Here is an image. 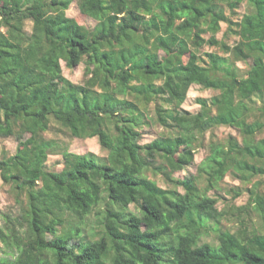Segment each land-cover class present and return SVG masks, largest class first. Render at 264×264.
<instances>
[{"label":"trees","instance_id":"16d2710c","mask_svg":"<svg viewBox=\"0 0 264 264\" xmlns=\"http://www.w3.org/2000/svg\"><path fill=\"white\" fill-rule=\"evenodd\" d=\"M62 61L85 64L83 83ZM194 84L215 93L184 112ZM223 125L238 134L216 138ZM54 126L107 155L64 150L50 169ZM5 137L20 210L0 215V264H264V0H0V150Z\"/></svg>","mask_w":264,"mask_h":264},{"label":"rangeland","instance_id":"374dc122","mask_svg":"<svg viewBox=\"0 0 264 264\" xmlns=\"http://www.w3.org/2000/svg\"><path fill=\"white\" fill-rule=\"evenodd\" d=\"M245 12H247L246 4H244L239 9L240 16H242ZM67 14L72 17L81 15L77 1H74L70 5L69 9L67 10ZM79 21L83 23L84 25L91 27V28H93L97 24V20H95L94 18L90 16H82L80 17ZM26 29L28 31H31L32 21L30 20L27 21ZM222 34L223 33L220 32L218 34V37H222ZM233 40L234 38L230 39V42ZM204 49L210 51V50H214L215 48L205 47ZM62 65H63L64 76L67 79L72 80L75 83H83L86 77V74H85L86 66L84 63H81L75 68H68L64 61H62ZM238 65L243 69H247V65H245L242 62H239ZM214 93L215 91L211 89H204L202 86L198 84L192 85V87L190 88L188 92L187 100L184 102L182 106L184 112L185 111H188L190 113L197 112L200 109V105L197 103V98L198 97L210 98L212 95H214ZM260 102L261 101H259V103ZM162 130L163 128L160 126H152V127L144 128L143 142L146 143V142L152 141L160 134ZM230 133L238 134V130L233 127H225L224 125L214 130L215 137L219 139L225 138ZM46 136L48 138L56 139L59 145L58 152L51 154L49 156L47 166L50 169L60 170L64 167V162H63V151L64 150L73 151L77 153L93 152L103 157L107 155V151L103 150L97 137L87 138V139L73 137L70 134V132L64 129L63 130L59 128L56 129V126H54L52 130L47 132ZM205 139H206L205 140L206 144H208L211 139H214V137H212L211 135V131H208L206 133ZM17 146H18V140L15 139L14 137L3 138L2 139V149L0 150V158H2L5 155V152L6 154L14 153L17 149ZM207 152L208 150L204 147L197 149L193 163H190L184 169L176 172L175 175L179 178H184L191 174H196L198 164L200 163V161H202V159L205 157ZM159 182L164 187L169 185L162 178H159ZM224 184L226 185V188H227L230 185L239 184V181L234 180L231 176H227L224 180ZM214 193H216V191L210 192V194H214ZM217 194L220 196V201H218L219 202L218 205L220 207H223L226 204L224 203L225 200L223 198L225 199L231 198L230 194L226 193L224 189L217 191ZM246 201H247V196H242L238 198L235 202L237 204H243ZM19 210H20V203L17 202L15 191L12 190L10 185L4 183V181L1 178V174H0V215L2 217L4 213L17 215ZM2 217L0 218V225L4 223V220ZM92 220H94L93 217H92ZM208 240L209 241L214 240V236L210 235V236H206L203 238V241H208ZM0 244H1V241H0Z\"/></svg>","mask_w":264,"mask_h":264}]
</instances>
